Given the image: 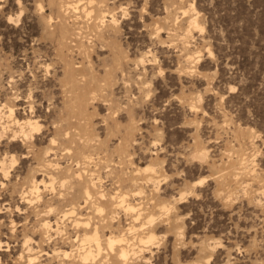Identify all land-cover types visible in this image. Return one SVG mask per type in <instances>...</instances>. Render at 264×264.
<instances>
[{
    "label": "rangeland",
    "instance_id": "rangeland-1",
    "mask_svg": "<svg viewBox=\"0 0 264 264\" xmlns=\"http://www.w3.org/2000/svg\"><path fill=\"white\" fill-rule=\"evenodd\" d=\"M62 1L79 4L0 0V264H28L29 246L38 258L29 264H115L106 250L94 261L80 258L75 239L95 225L131 241L138 232L156 234V244L126 264H264V0H107L120 23L113 48L95 40L84 0L64 13ZM117 56L125 57L121 69ZM90 62L102 83L75 88L68 66L89 74ZM93 88L100 89L95 100ZM13 105L18 120L41 124L30 153L14 138ZM53 138L49 159L62 167L93 175L113 194L143 189L127 202L154 214V224L124 206L111 222L110 206L98 211L79 194H72L85 206L78 213L50 211L66 205L59 183L41 185V199L31 201L24 192ZM89 138L100 146L83 149ZM82 152L93 158L81 160ZM4 159L12 166L7 177ZM148 166L158 184L137 170ZM161 204L174 209L161 212Z\"/></svg>",
    "mask_w": 264,
    "mask_h": 264
},
{
    "label": "bare ground",
    "instance_id": "bare-ground-1",
    "mask_svg": "<svg viewBox=\"0 0 264 264\" xmlns=\"http://www.w3.org/2000/svg\"><path fill=\"white\" fill-rule=\"evenodd\" d=\"M58 1L59 0H50V3L55 5ZM81 1L82 0H77V3H79L78 5L71 4V3L66 2V1H62V2H60V11L62 13H64L65 11H68L69 9H71V7L72 8H78L80 6ZM84 4H86V6H84V12H85L86 16L92 20V28H93L92 33L94 32L93 35H94V37H96L95 40L99 41V42H103V44L106 43V47H112L113 48V42L112 41H113L114 37H117L116 35L120 31V23H119V20L116 18V16L113 14V12L106 9L107 0H84ZM108 17H110L109 20H107ZM52 22H53V18H50L47 21V23L50 24V26H51ZM198 23L199 22H198L197 17H195L191 21V25H193V26L198 25ZM198 27H200V26H198ZM55 32H57V31L55 30ZM59 39H61L62 44H64L65 41L68 40V29L64 25H61V27H60V38ZM82 45L84 46V44H82ZM123 60H125V57L117 56L115 64H116V67H118V69H119V67H120V69H121V67H123V65H124ZM146 62L147 61H145V59L143 58L139 61L138 64L142 65L145 68ZM67 69L68 70L70 69L69 76L71 75V77L69 79H70L71 83L75 84V88L78 87L77 89H80L82 86H85L87 83L89 85L88 86L89 88H92V87H94V85H96V84L98 85L100 83V82H98V78L96 76V71L94 69V65L92 64V62H90L88 67H87V71L89 72V74L88 73L87 74L90 75V77H88L86 73H85L86 75L85 74L81 75L80 73L78 74V72H81V71L76 70L75 68H72V66H70V65L68 66ZM107 75H108L109 79L113 78V73H109ZM79 76H82V78L80 79ZM99 86H102V85H99ZM98 91H100V89L98 90V89L93 88L92 91L91 90L89 91L90 94L85 93L84 95L87 96L89 94L90 96H92L91 99L95 100V96H96V93ZM91 99H90V101H91ZM14 107H15L14 105L9 107V117L13 118L15 123L18 124V127H19V130L14 131V133H13L14 138H17L19 136L22 137V141L25 143V145H27V147L29 148L28 152L30 153L31 148L33 146L32 144H33L34 134L37 130H39L41 128V124L38 121L33 120L31 118L24 120V121L18 120L16 118V115H15V108ZM86 109L87 108L82 109L80 112V115L85 116L86 111H87ZM66 136H67V133H66ZM86 141L87 142L82 146L83 149H86L87 147H91L92 149L95 150L98 146H100V143H98L99 139H97V138H89ZM57 143H58L57 139L53 138L51 140L52 147L54 145H56ZM52 147L47 149L44 152L43 157L41 159H39L38 169L37 170L34 169L35 171L32 173V177L30 178V181H29V191L27 193L24 192L27 196L28 195L32 196V198L30 197L31 201H33L35 197L38 198L36 200L41 199V197H42V195H41L42 191L40 188L41 185H44V187L50 186V187H52V189H54L56 187V183H59V185L61 187V192L59 193L60 200L62 201L63 204H66V205L63 206V208H61V209L58 207H53L50 205V209H49L50 211H54L55 209H57L58 212H61L64 216L74 215V214L78 213L77 212L78 209L85 207L74 199L75 196H73V195L79 194V196L82 198L83 202L86 205L94 206L98 211H103L107 207V205L110 206L111 207V212H110L111 215L109 218H110L111 222H113L115 217H117L116 214H118V213L116 212V208H118V207L124 206L126 210L136 212L135 215L138 214V217H139V215H141L143 213V212H141L142 208L140 206H137L136 204H133L131 202H127L128 196L139 195V194L143 193V189L142 190L138 189V191H134V192H130L131 190H129V192H123L122 190H117L114 194H113V191L111 193L107 192V191H105V189H103V185H102L103 183H99L97 180H95V177L93 175H91V174L87 175V174L83 173L82 171H79V169L74 170L73 167H71V166L64 168L55 162V158L49 159V158H51L52 154L54 153V147L53 148ZM121 150H123V151L126 150V143H121ZM205 156H206L205 154H202L201 158H203ZM24 157H27V155H25ZM92 158H93L92 154H87L85 152L81 153V160H89ZM11 160L12 161L10 163H12V166H13L15 164V162L17 161V159L15 158V156H12ZM86 163H88V162H86ZM80 164H81V161H78L76 165L80 166ZM8 165H9V163H7L6 159H4L1 163L2 172L4 173V176H6V177L10 174L9 169L12 167V166H10V165L8 166ZM137 170L147 173V178H145V179H147V181H149V182L151 181L155 184L159 183L157 181V178H156V176L158 175L157 174L158 171L155 167L148 166L146 168H141V169L139 168ZM40 171L43 172L44 176L48 178L47 181L46 180L39 181L36 178L35 174L37 172H40ZM40 174H42V173H40ZM137 183H138L137 180L134 179L133 185H137ZM201 183H202V181H199V182H196L194 185L196 186V185H199ZM184 198H185V194H182L180 196V198L177 199L175 202L181 203L184 201ZM106 202L108 204H106ZM159 209L161 210V212L168 213L169 211L174 209V206L170 205V204H161L159 206ZM50 211H48V212H50ZM144 215H141V216H144ZM138 217H136V219ZM64 218H66V217H64ZM73 218H75V217H73ZM87 219L89 220V218H87ZM156 219L157 218L154 214H146L145 220L142 223L143 224H145V223L154 224V221H156ZM141 220H139V221H141ZM74 221H77L78 223L82 222L78 218H76ZM84 223L87 224L88 221H84ZM42 226L46 230V232L51 230V222L50 221L45 220L42 223ZM144 228L142 227V229H144ZM128 229H130L131 231H135L136 230L135 224H133ZM137 232H135V233H137ZM43 234H44V231H43ZM133 234H134V232H133ZM137 234L138 235L135 236V241H131L129 238H127V236H125L123 231L120 232L119 235H115L111 232V234L109 236H106V235H103L101 233L99 226L95 225L91 230L86 231L82 237L79 236L77 239H75V241L79 244V247H80L79 256L83 260H86V261H89V260L92 261L93 260L94 261V260H96V258L98 256L102 255L106 250L108 252V254H110V253L113 254V257L115 259V264H126V262H128V260L131 259V257L137 258V256H140L144 253L145 250L142 248V246H144V245L149 246V244L154 243L156 241V239L158 238L156 236V234L152 231H149L147 233L146 232H143V233L138 232ZM30 242H31V239H28L26 241V243H28V244ZM137 243H138V245H137ZM154 244H156V243H154ZM28 251H29V254H28L29 263L35 262V260L37 258V255H36L37 252H35L31 246H29ZM59 252L65 256L72 255V252H68V251L60 250Z\"/></svg>",
    "mask_w": 264,
    "mask_h": 264
}]
</instances>
